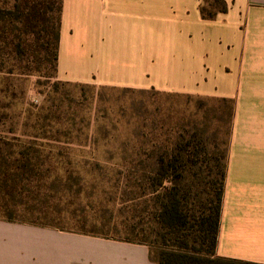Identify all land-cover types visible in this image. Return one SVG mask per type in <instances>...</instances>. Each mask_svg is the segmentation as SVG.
Returning a JSON list of instances; mask_svg holds the SVG:
<instances>
[{
  "label": "rangeland",
  "instance_id": "1",
  "mask_svg": "<svg viewBox=\"0 0 264 264\" xmlns=\"http://www.w3.org/2000/svg\"><path fill=\"white\" fill-rule=\"evenodd\" d=\"M48 2L0 0V152L19 183L0 189V219L143 242L158 260L175 247L155 220L174 179L191 212L224 195L233 105L62 80ZM34 5L44 19H28Z\"/></svg>",
  "mask_w": 264,
  "mask_h": 264
},
{
  "label": "crops",
  "instance_id": "2",
  "mask_svg": "<svg viewBox=\"0 0 264 264\" xmlns=\"http://www.w3.org/2000/svg\"><path fill=\"white\" fill-rule=\"evenodd\" d=\"M63 0L59 77L230 101L217 256L264 264V0ZM0 264H157L150 246L0 219Z\"/></svg>",
  "mask_w": 264,
  "mask_h": 264
},
{
  "label": "trees",
  "instance_id": "3",
  "mask_svg": "<svg viewBox=\"0 0 264 264\" xmlns=\"http://www.w3.org/2000/svg\"><path fill=\"white\" fill-rule=\"evenodd\" d=\"M54 3H57L55 21L58 26H56L54 32V42L56 46L54 58L58 63L63 0H49L47 3L49 10H53L52 7ZM24 9L26 10V8ZM30 9L28 19H31V16L34 19H44L45 12L42 13L39 6L34 5V7ZM227 10L228 5L224 0H202L200 6L201 16L204 19H213L219 13H225ZM21 13L22 11L19 6H16L15 11H12L15 17H19ZM26 154V151L20 152L21 158L19 161L21 162L20 168H22V171L25 167L30 165V161L25 159ZM163 170H165L164 167ZM9 173L8 158L0 152V189L5 191V199L12 198V189H15L19 184L16 180L18 173L15 171L11 174ZM225 176L226 170H224V182ZM172 182L173 184H171L170 187L166 189L165 193L158 199V210L155 220L156 226H158L163 233V237L173 241L175 247L161 250L159 252V259H153L157 264H259L224 258L216 254L223 202L222 186H220L215 194V198L212 200H205L199 196L194 212H191L185 204L183 197L181 198L184 190L178 188V183H176L175 179ZM7 210H11V207H8ZM10 218L9 220H5L12 221ZM132 229V226L128 228V230ZM124 241L146 244L132 240ZM190 244H192V247H188Z\"/></svg>",
  "mask_w": 264,
  "mask_h": 264
}]
</instances>
